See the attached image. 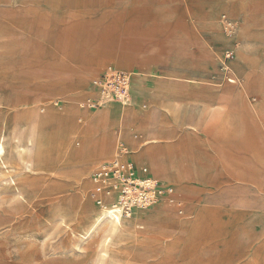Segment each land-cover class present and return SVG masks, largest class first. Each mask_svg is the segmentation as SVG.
<instances>
[{
  "label": "rangeland",
  "instance_id": "1",
  "mask_svg": "<svg viewBox=\"0 0 264 264\" xmlns=\"http://www.w3.org/2000/svg\"><path fill=\"white\" fill-rule=\"evenodd\" d=\"M188 10L192 21L181 0H0V128L17 98L118 111L86 107L92 81L108 66L134 74L131 115L122 127L114 118L110 157L120 130L133 163L172 186L182 209L160 201L135 211L133 237L146 242L118 238L106 264H213L222 251L234 264H264V0H188ZM157 87L169 88L170 113ZM48 156L41 169L0 166V264H100L114 239L81 241L56 214L61 200L96 208L93 172L63 183L75 153Z\"/></svg>",
  "mask_w": 264,
  "mask_h": 264
},
{
  "label": "bare ground",
  "instance_id": "2",
  "mask_svg": "<svg viewBox=\"0 0 264 264\" xmlns=\"http://www.w3.org/2000/svg\"><path fill=\"white\" fill-rule=\"evenodd\" d=\"M182 81L194 82L187 78ZM17 103V114L14 119L0 128V166H5L8 169L10 165L14 167L27 165L41 169L39 159L43 160L48 154L52 156L54 151L73 150L75 160L70 165L67 164L59 175L63 183L66 182L65 178L70 177L79 181L82 176L88 175L90 172L94 173L104 164L103 162L111 160L114 155L112 154L110 157V128L114 118L120 117L118 125L122 127L123 119L127 122L131 115L129 105L127 107L120 106L118 111L103 108L97 116H92L86 112H79L71 105L58 111L50 102L33 105L24 99L17 98ZM161 107L165 113L171 112V106L167 102L163 101ZM77 115L83 120L82 126L73 123V117ZM95 125H99L101 129L97 141L93 139L96 131ZM149 150L144 151L140 156L144 159L147 158L146 161L151 163L155 155L150 154ZM150 168L156 175L162 173L158 169ZM107 202L109 207L103 208L95 204L96 208L90 206V209L85 211L82 209V204L78 209H72L68 202L61 200L56 209V214L61 220L74 223L78 239L81 241H87L93 236L99 237L104 233L109 234V241L111 238L114 239L111 246L103 250L100 264H106V262L115 259L114 247L118 238L127 235L130 237L129 241L134 242L132 244L146 242L133 237L134 231L129 224L130 217H119L123 215L114 200H107ZM157 218L161 219L162 217L157 215ZM195 219V222L197 221L196 228H198L201 221L200 215ZM195 234L196 232H194L193 239L196 238ZM192 243L193 241L190 246ZM237 260V258L230 260L226 252L222 251L213 264H234Z\"/></svg>",
  "mask_w": 264,
  "mask_h": 264
},
{
  "label": "built area",
  "instance_id": "3",
  "mask_svg": "<svg viewBox=\"0 0 264 264\" xmlns=\"http://www.w3.org/2000/svg\"><path fill=\"white\" fill-rule=\"evenodd\" d=\"M133 75L130 71L112 66L103 69L92 81L97 95L86 100V107L95 108L105 102L128 106ZM115 142L114 157L91 176L89 196L93 202L106 208L110 206L107 200H114L124 217H131L135 211L153 207L160 201L181 212L182 202L174 188L149 176L145 167H137L128 158L120 131L116 134Z\"/></svg>",
  "mask_w": 264,
  "mask_h": 264
},
{
  "label": "crops",
  "instance_id": "4",
  "mask_svg": "<svg viewBox=\"0 0 264 264\" xmlns=\"http://www.w3.org/2000/svg\"><path fill=\"white\" fill-rule=\"evenodd\" d=\"M183 3H184V5H185V9H186V18L188 19V20H191L192 21V19H193V17L191 16V14H190V12H189V10H188V0H181ZM125 60H127V59H124V58H119L118 59V61L120 62V63H124V61ZM180 78V77H179ZM168 89L169 88H167V87H160V88H158L157 87V90H161V93H160V105L162 106L163 105V99H165V101L167 102V104L168 105H170V103H169V101H168V98H167V96L170 94L169 92L168 93H166L167 91H168ZM174 90H172V92H173ZM171 92V93H172ZM118 131H120V130H118ZM117 131V132H118ZM120 133H121V131H120ZM121 137L123 138V136H122V134H121ZM123 141H124V144H125V140H124V138H123ZM128 158L132 161V159L128 156ZM133 162V161H132ZM172 174L171 173H169L168 174V176L170 177Z\"/></svg>",
  "mask_w": 264,
  "mask_h": 264
}]
</instances>
